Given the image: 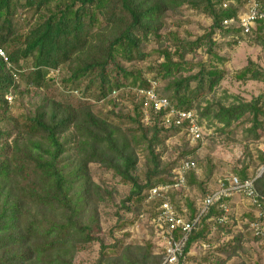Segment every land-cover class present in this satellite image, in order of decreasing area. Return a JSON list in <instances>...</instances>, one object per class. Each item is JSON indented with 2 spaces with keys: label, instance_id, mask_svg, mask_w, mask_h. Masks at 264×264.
Returning <instances> with one entry per match:
<instances>
[{
  "label": "trees",
  "instance_id": "trees-1",
  "mask_svg": "<svg viewBox=\"0 0 264 264\" xmlns=\"http://www.w3.org/2000/svg\"><path fill=\"white\" fill-rule=\"evenodd\" d=\"M249 1L0 0V49L8 59L5 63L0 58V264H74L78 255L91 253L95 246L96 264L162 263L163 251L155 254L149 238L144 245L126 244V231L143 214L148 190L170 184L179 162L192 161L202 142L191 148L185 126L166 129L164 113L150 111V122H143L138 93L150 90L151 82L171 109L193 111L220 127L221 134L243 128L244 163L236 177L253 180L264 196V92L230 106L202 105L200 97L225 79V71L217 66L224 58L215 35L230 38L225 45L231 47L248 39L264 51V24L246 36L222 25L237 20ZM256 2L264 10V0ZM184 11L210 22L194 41L169 31L170 25H180L177 19ZM24 13L31 14V20L20 32L13 20H23ZM150 45L155 48L147 52ZM198 51L208 57L207 64ZM152 55L155 63L143 69ZM234 79L242 86L264 83V70L251 61ZM52 87L58 91L56 98L41 94L18 116L12 114L16 99H31L32 92ZM121 102L129 109L120 110ZM107 104L111 109L106 114L94 112L95 106ZM178 135L184 140L181 159L164 164L166 139ZM91 165L128 187L127 196L116 203L119 193L94 182ZM250 166L260 168L252 178L246 173ZM192 173L187 176L190 185L196 180ZM187 205L188 217L194 218L197 208ZM108 208L114 210V226L104 235L102 215ZM220 216L218 206L209 210L189 235L184 255L195 243H209L213 228L230 234L216 222ZM259 221L264 227V218ZM117 233L123 236L115 239ZM240 242L235 236L222 243L217 254L224 258L216 257L213 264L236 257Z\"/></svg>",
  "mask_w": 264,
  "mask_h": 264
},
{
  "label": "rangeland",
  "instance_id": "rangeland-1",
  "mask_svg": "<svg viewBox=\"0 0 264 264\" xmlns=\"http://www.w3.org/2000/svg\"><path fill=\"white\" fill-rule=\"evenodd\" d=\"M25 17L21 20L19 17L13 20V25L17 31L23 32L30 20L31 14L24 13ZM178 26H169V31L176 30L179 35L187 38L188 41H194L197 37L204 34L210 26L209 20L203 16H198L192 12L184 11L179 17ZM170 23V19H167ZM171 24V23H170ZM168 31V30H167ZM215 41L219 45L218 54L224 58V63H216L218 68L225 71V79L222 80L217 86L213 88L210 93L201 95L202 105L210 103H219L223 106H230L237 102H249L252 97L257 96L264 92V83L262 82H249L243 86L235 81V74L244 68L248 62H255L262 70H264V51L258 46H254L248 39H243L240 44L236 46L225 45L230 38H223L215 35ZM222 47V48H221ZM155 45H150L146 48L148 52ZM201 56L203 62L207 64L208 57L201 51L197 53ZM156 56L152 55L150 60L144 63L142 68L154 64ZM196 71L193 70L192 74ZM55 76V75H54ZM150 78L151 75H145ZM39 92V93H38ZM34 91L35 96L29 98L16 99L11 107V112L14 116H18L22 109H28V102H36L39 100V95H48L56 98L58 93L56 87L49 88L47 91ZM37 95V96H36ZM119 109H129L125 102L120 103ZM111 109L110 105L95 106L94 112H101V115L106 114ZM201 129L203 131L204 140L196 154L191 157V160L196 164V171L192 175L196 180L194 185L188 182L185 189L180 192L171 194V202L177 211L186 210L187 216L190 215L187 203L200 209L202 201L217 187L218 180L227 179L230 175L238 176L237 174L243 167L244 163V149L246 143L243 141L244 134L243 128L232 127L228 133L221 134L218 126L210 124L198 118ZM229 134L230 136H226ZM183 136H171L166 139L165 149L162 155V162L164 164L177 163L180 161L179 156L183 150ZM249 144V143H248ZM247 144V146H248ZM255 144V143H254ZM257 145V144H255ZM254 145V146H255ZM263 145V143H261ZM195 146H190L193 148ZM250 148V145L248 146ZM253 148V147H252ZM161 151V149H160ZM144 161L139 154V168L142 171ZM255 166H250L247 170V177L252 178L259 170L254 169ZM90 171L94 182L100 184L108 189L116 190L120 198L127 196L129 188L118 183V180L113 178L111 173L104 171L98 166L91 165ZM239 177V176H238ZM196 183H201L198 185ZM227 207L229 210L227 217V224L223 229H228L230 234L226 235L219 230L211 229L208 237L209 243H206L207 248L201 247L202 243H195L190 251L186 254L182 264H213L216 257L224 258L217 254L219 247L227 240H231L235 236L241 237L240 246L237 256L230 260L227 264H264V238L256 241L254 236L249 230L248 225L256 220L257 213L249 204V202L242 195H235L230 200H227ZM157 205L145 204L142 208L143 214L140 216L139 221L136 218V224L133 228L128 229L130 237L126 239V244H140L144 245L146 239H150L154 245V253L161 254L162 248L158 245L154 234L150 231V215L155 214ZM111 208L105 209L102 215V232L104 235L114 226V221L111 218ZM153 232V231H152ZM122 233L114 234V238H120ZM107 241L109 238L107 237ZM97 250L95 246L91 253L80 254L77 256L74 264H96Z\"/></svg>",
  "mask_w": 264,
  "mask_h": 264
},
{
  "label": "built area",
  "instance_id": "built-area-1",
  "mask_svg": "<svg viewBox=\"0 0 264 264\" xmlns=\"http://www.w3.org/2000/svg\"><path fill=\"white\" fill-rule=\"evenodd\" d=\"M226 7L223 5V9ZM258 24H264V10L256 0L249 1L246 12L238 16L237 20L227 19L222 23L225 28L234 26L242 36L251 34ZM0 58L8 63L7 56L1 49ZM14 78L16 79L15 76ZM150 84V90L138 93V96L143 98V122L146 124L150 122V111L155 115L164 113L162 123L166 129L171 126H185L191 144L203 142V131L195 113L171 109L167 100L158 97L154 92L156 84L152 82ZM7 100L10 102L11 98ZM260 149L264 158V145ZM195 171L196 164L193 161L182 160L173 170L170 184L153 187L146 193V204L157 203L155 214L150 219V226L164 254L161 264H179L180 260H184L186 256L184 249L189 235L196 230L201 219L208 214L211 208L218 206L222 211V216L216 219V222L219 225L227 224L229 213L227 200L235 195H242L254 208L257 213L256 220L248 227L254 237L264 238L263 222L259 221L260 218H264V196L257 192L254 181L251 179L241 181L236 176L230 175L227 179L218 180L216 189L204 198L194 218H189L186 210H181L179 213L171 204L170 195L185 189L188 174ZM201 247L207 248L206 244H202Z\"/></svg>",
  "mask_w": 264,
  "mask_h": 264
}]
</instances>
